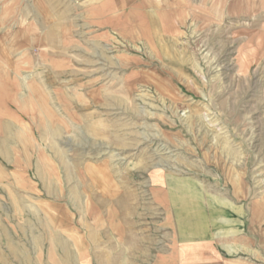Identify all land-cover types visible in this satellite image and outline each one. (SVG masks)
<instances>
[{
	"label": "rangeland",
	"instance_id": "rangeland-1",
	"mask_svg": "<svg viewBox=\"0 0 264 264\" xmlns=\"http://www.w3.org/2000/svg\"><path fill=\"white\" fill-rule=\"evenodd\" d=\"M6 100L28 113L19 117L32 120L41 153L63 156L72 177L81 161L83 174L96 162L128 173L118 186L131 189V219L149 202L151 173L210 172L211 210L235 205L243 223H259L264 264V0H0ZM46 121L62 130L48 142ZM33 224L0 237V264H64L46 223ZM102 224L99 243L83 244L99 253L88 264H148L140 252L155 247L138 237L154 236L152 223ZM130 236L131 250L122 243ZM78 245H68L74 258Z\"/></svg>",
	"mask_w": 264,
	"mask_h": 264
},
{
	"label": "crops",
	"instance_id": "crops-1",
	"mask_svg": "<svg viewBox=\"0 0 264 264\" xmlns=\"http://www.w3.org/2000/svg\"><path fill=\"white\" fill-rule=\"evenodd\" d=\"M44 36L49 38L48 34ZM42 49L43 52L50 50L46 46ZM30 110L34 112L33 108ZM22 112L10 100L0 104V237L13 239L16 233L26 234L29 226L34 227L31 223H46L49 232L44 235L53 237L57 249L55 258L64 264L74 259L88 264L87 261L99 259V253L88 255L83 244L99 243L100 232L95 228L102 223L111 228L120 227L119 223H152L154 236L138 237L139 243L155 247L153 252L151 249L140 252L148 264H258L259 223H243L242 208L235 205L227 208L224 203L211 210L210 172L151 173L149 187L145 189L149 202L142 208L139 220L131 219V189L118 186L121 181L125 185L128 173L105 170L99 166L104 162H96L85 169L84 175L81 161L80 172L78 169L72 177L73 172L63 156L41 153L34 124L32 120L29 123L27 118H20L28 114ZM53 124L46 121L41 127L42 141L48 142L54 132L60 136L62 130L52 129ZM54 164L59 165L58 171L51 167ZM84 178L86 193H89L85 207ZM68 180L74 181L70 187ZM83 211L91 213V220L76 219ZM35 212L42 214L37 220L33 218ZM99 212L106 214L99 215ZM84 228L90 231L83 234ZM135 239L130 236L122 243L129 244L131 250ZM70 243L81 244L77 247V258L68 246ZM126 247L123 257L131 254Z\"/></svg>",
	"mask_w": 264,
	"mask_h": 264
}]
</instances>
